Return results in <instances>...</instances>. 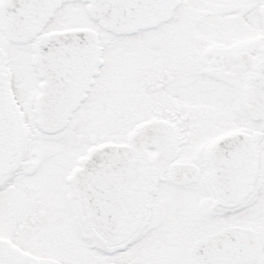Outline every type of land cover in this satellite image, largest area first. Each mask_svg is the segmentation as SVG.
<instances>
[{
    "label": "snow or ice",
    "instance_id": "obj_1",
    "mask_svg": "<svg viewBox=\"0 0 264 264\" xmlns=\"http://www.w3.org/2000/svg\"><path fill=\"white\" fill-rule=\"evenodd\" d=\"M0 264H264V0H0Z\"/></svg>",
    "mask_w": 264,
    "mask_h": 264
}]
</instances>
